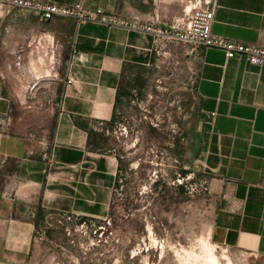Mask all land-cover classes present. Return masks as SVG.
Here are the masks:
<instances>
[{
  "label": "crops",
  "instance_id": "0c3cea01",
  "mask_svg": "<svg viewBox=\"0 0 264 264\" xmlns=\"http://www.w3.org/2000/svg\"><path fill=\"white\" fill-rule=\"evenodd\" d=\"M39 1L82 3L170 29L185 9L203 0ZM212 30L264 47V0H218ZM56 46L58 64L48 56ZM170 65L173 75L162 70ZM153 72L161 78L156 89L170 85L177 94L189 76L187 107L193 117L183 165L208 179L203 193L212 205V242L264 256V66L243 57L227 59L219 49L157 44L150 34L125 27L63 18L44 22L33 12L4 8L0 264L23 262L34 251L36 220L30 210L108 217L120 172L119 156L107 145L108 129L124 109L127 85H142ZM164 122L150 124L162 130Z\"/></svg>",
  "mask_w": 264,
  "mask_h": 264
},
{
  "label": "rangeland",
  "instance_id": "374dc122",
  "mask_svg": "<svg viewBox=\"0 0 264 264\" xmlns=\"http://www.w3.org/2000/svg\"><path fill=\"white\" fill-rule=\"evenodd\" d=\"M58 51L56 46L48 56L57 61ZM162 70L173 75L175 66ZM155 76L160 74L150 73L142 85H127L124 109L108 129L107 145L120 161L108 217L47 227L45 218L37 223L35 215L34 251L25 261L9 264H208L211 252L220 264H264V256L212 242V205L199 188L208 179L194 172L181 177L187 122L193 117L187 107L189 76L180 94L170 85L156 89L161 78ZM32 91L30 85V96ZM161 120L162 130L150 124Z\"/></svg>",
  "mask_w": 264,
  "mask_h": 264
},
{
  "label": "built area",
  "instance_id": "2783aa9c",
  "mask_svg": "<svg viewBox=\"0 0 264 264\" xmlns=\"http://www.w3.org/2000/svg\"><path fill=\"white\" fill-rule=\"evenodd\" d=\"M218 0H203L195 4L191 9H185L184 17L179 23L170 29L143 25L135 21H128L119 16L109 14L102 9H89L82 3L63 5L56 2H43L39 0H0L1 9H20L39 15L44 22L55 18H63L77 23L93 22L109 27H125L139 32L150 34L155 43L175 42L190 46L193 49H219L224 52L227 59L243 57L255 66H264V47L256 44H246L218 37L213 33L215 11ZM53 58V57H52ZM55 59V58H53ZM72 84V81H68ZM126 131V128H125ZM32 155L33 151L30 150ZM185 179H183L184 181ZM182 184L183 181L177 180ZM208 181L199 184L200 190H207ZM31 217H35V211L30 210ZM78 216L68 213H47L45 223L47 227L54 224L71 223L82 220ZM83 225V223H82Z\"/></svg>",
  "mask_w": 264,
  "mask_h": 264
},
{
  "label": "trees",
  "instance_id": "16d2710c",
  "mask_svg": "<svg viewBox=\"0 0 264 264\" xmlns=\"http://www.w3.org/2000/svg\"><path fill=\"white\" fill-rule=\"evenodd\" d=\"M189 173H192V171L189 170V169H186L185 166H184L183 169H182L181 177L182 178H186ZM45 216H46L45 212L38 211V213H37V223H38V221L43 220L45 218Z\"/></svg>",
  "mask_w": 264,
  "mask_h": 264
},
{
  "label": "bare ground",
  "instance_id": "6f19581e",
  "mask_svg": "<svg viewBox=\"0 0 264 264\" xmlns=\"http://www.w3.org/2000/svg\"><path fill=\"white\" fill-rule=\"evenodd\" d=\"M52 60H53V58H52ZM52 66V65H51ZM212 247V246H211ZM213 250V249H212ZM208 253H210L209 251H208ZM208 257L205 259L206 260V263H207V261L210 263V264H220V261H219V259H218V261H217V258H216V254L214 255V252L212 253L211 252V254H209V255H207ZM206 256H204V258H205ZM219 262V263H218ZM208 263V264H209Z\"/></svg>",
  "mask_w": 264,
  "mask_h": 264
}]
</instances>
